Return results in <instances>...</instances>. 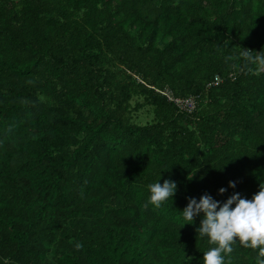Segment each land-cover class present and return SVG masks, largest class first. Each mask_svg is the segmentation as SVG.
<instances>
[{"label":"trees","instance_id":"16d2710c","mask_svg":"<svg viewBox=\"0 0 264 264\" xmlns=\"http://www.w3.org/2000/svg\"><path fill=\"white\" fill-rule=\"evenodd\" d=\"M243 48L264 51V0H0V264H204L188 198L264 183V70L225 62Z\"/></svg>","mask_w":264,"mask_h":264},{"label":"clouds","instance_id":"9594fccd","mask_svg":"<svg viewBox=\"0 0 264 264\" xmlns=\"http://www.w3.org/2000/svg\"><path fill=\"white\" fill-rule=\"evenodd\" d=\"M237 61H242L245 67L256 66L264 70V51L244 49L239 57L229 55L225 62H232L238 66ZM229 187L235 189L236 182L230 181ZM150 196L144 207L149 204L160 208L169 198L177 192V184L171 180L159 181L148 185ZM226 188L219 189L223 195ZM188 204L183 209V219L186 224L194 222V218L203 213L200 226L196 229L199 237H207L208 243L214 245L204 252V264H225V258L230 257L234 245L239 242L242 247L258 250L257 264H264V183L260 190L251 199L243 198L239 192H234L225 202L214 199L207 192L199 200L189 197ZM235 205V207H233ZM77 250L83 244H75Z\"/></svg>","mask_w":264,"mask_h":264},{"label":"built area","instance_id":"2783aa9c","mask_svg":"<svg viewBox=\"0 0 264 264\" xmlns=\"http://www.w3.org/2000/svg\"><path fill=\"white\" fill-rule=\"evenodd\" d=\"M215 84H217V79H215ZM168 101L173 102L181 111L192 113L196 109V101L194 98L189 97L185 99H178L172 97L170 94L165 93Z\"/></svg>","mask_w":264,"mask_h":264}]
</instances>
